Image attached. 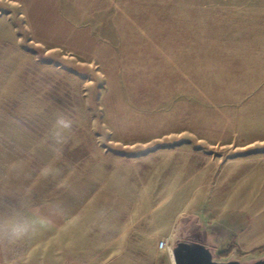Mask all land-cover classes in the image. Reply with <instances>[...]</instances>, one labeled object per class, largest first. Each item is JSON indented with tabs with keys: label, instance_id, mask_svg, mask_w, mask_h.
I'll list each match as a JSON object with an SVG mask.
<instances>
[{
	"label": "rangeland",
	"instance_id": "obj_1",
	"mask_svg": "<svg viewBox=\"0 0 264 264\" xmlns=\"http://www.w3.org/2000/svg\"><path fill=\"white\" fill-rule=\"evenodd\" d=\"M185 245L264 264V0H0V264Z\"/></svg>",
	"mask_w": 264,
	"mask_h": 264
},
{
	"label": "water",
	"instance_id": "obj_2",
	"mask_svg": "<svg viewBox=\"0 0 264 264\" xmlns=\"http://www.w3.org/2000/svg\"><path fill=\"white\" fill-rule=\"evenodd\" d=\"M187 249L189 252L181 259L179 264H211V259L203 248L188 245L184 248V251H187Z\"/></svg>",
	"mask_w": 264,
	"mask_h": 264
},
{
	"label": "clouds",
	"instance_id": "obj_3",
	"mask_svg": "<svg viewBox=\"0 0 264 264\" xmlns=\"http://www.w3.org/2000/svg\"><path fill=\"white\" fill-rule=\"evenodd\" d=\"M56 125L63 129H70L72 126L71 121L65 119L64 117H58L56 120ZM59 135V133H57Z\"/></svg>",
	"mask_w": 264,
	"mask_h": 264
},
{
	"label": "built area",
	"instance_id": "obj_4",
	"mask_svg": "<svg viewBox=\"0 0 264 264\" xmlns=\"http://www.w3.org/2000/svg\"><path fill=\"white\" fill-rule=\"evenodd\" d=\"M159 246H160L161 248L166 247V241H161V242L159 243Z\"/></svg>",
	"mask_w": 264,
	"mask_h": 264
},
{
	"label": "crops",
	"instance_id": "obj_5",
	"mask_svg": "<svg viewBox=\"0 0 264 264\" xmlns=\"http://www.w3.org/2000/svg\"><path fill=\"white\" fill-rule=\"evenodd\" d=\"M216 247V246H215Z\"/></svg>",
	"mask_w": 264,
	"mask_h": 264
}]
</instances>
